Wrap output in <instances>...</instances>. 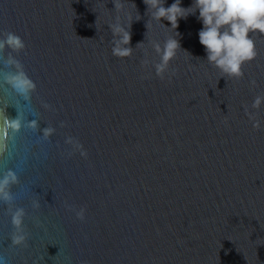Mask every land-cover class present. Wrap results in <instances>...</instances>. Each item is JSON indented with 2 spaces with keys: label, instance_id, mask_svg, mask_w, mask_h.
Returning <instances> with one entry per match:
<instances>
[{
  "label": "water",
  "instance_id": "95a60500",
  "mask_svg": "<svg viewBox=\"0 0 264 264\" xmlns=\"http://www.w3.org/2000/svg\"><path fill=\"white\" fill-rule=\"evenodd\" d=\"M198 17L0 0V39L20 41L0 48L2 264H264V34L226 75Z\"/></svg>",
  "mask_w": 264,
  "mask_h": 264
},
{
  "label": "clouds",
  "instance_id": "9594fccd",
  "mask_svg": "<svg viewBox=\"0 0 264 264\" xmlns=\"http://www.w3.org/2000/svg\"><path fill=\"white\" fill-rule=\"evenodd\" d=\"M145 3L152 8V18L159 22L161 18L170 22L171 27H178V18H184L190 13L199 10L198 19L203 27L198 32L199 43L204 46L206 59L210 64L215 65L226 75L239 76L242 65L252 60L256 55L255 42L251 34H264V0H195L193 9L182 8L181 0L169 7H164V0H150ZM130 32L124 29L120 34L119 43L125 46L120 55L130 54ZM115 43V38H114ZM5 45L20 46L19 37L8 33L0 39V48ZM180 48L179 42L175 39L167 40L163 45L161 61L158 68L165 67L174 58L175 51ZM159 51V49H158ZM115 54V52H114ZM17 86L22 87L23 81L19 77L13 78ZM8 178L0 181V197L8 199L9 193L5 191ZM19 213L14 217V223L19 225ZM23 237H19L22 240ZM2 264V262H0Z\"/></svg>",
  "mask_w": 264,
  "mask_h": 264
}]
</instances>
